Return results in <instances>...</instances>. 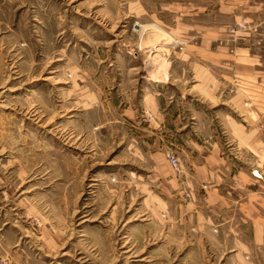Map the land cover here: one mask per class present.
<instances>
[{
    "label": "rangeland",
    "instance_id": "374dc122",
    "mask_svg": "<svg viewBox=\"0 0 264 264\" xmlns=\"http://www.w3.org/2000/svg\"><path fill=\"white\" fill-rule=\"evenodd\" d=\"M258 17L264 0H0V264H223L166 154L189 165L229 107L177 60L203 28L240 46Z\"/></svg>",
    "mask_w": 264,
    "mask_h": 264
},
{
    "label": "crops",
    "instance_id": "0c3cea01",
    "mask_svg": "<svg viewBox=\"0 0 264 264\" xmlns=\"http://www.w3.org/2000/svg\"><path fill=\"white\" fill-rule=\"evenodd\" d=\"M239 31L241 44L236 47L228 44L232 34L220 28H203L186 40L185 56L177 61L192 69V96L225 103L230 110L209 124L215 130L211 140L194 143L189 165L177 156L181 170L171 181L183 200L178 205L181 216L191 219L211 257L223 259V264H264V17ZM165 77V83L150 84L170 83L172 75ZM149 100L157 113L172 110L159 92ZM187 191L191 200L184 197Z\"/></svg>",
    "mask_w": 264,
    "mask_h": 264
},
{
    "label": "built area",
    "instance_id": "2783aa9c",
    "mask_svg": "<svg viewBox=\"0 0 264 264\" xmlns=\"http://www.w3.org/2000/svg\"><path fill=\"white\" fill-rule=\"evenodd\" d=\"M246 24H248V20H247L246 18H244V19L241 21V23H239V25H240V29H244ZM232 32H235V31L232 30ZM247 105H248V103H247ZM166 159H167L169 165H170L173 169L177 170V172H178V171H179V167H180L178 157H177L174 153H172V152H168V153L166 154ZM252 174H253L255 177H260V175L258 174V172L255 171V170L252 171ZM184 197H185L187 200H191V199H192V195H191V193H190L189 191H187V192L184 193Z\"/></svg>",
    "mask_w": 264,
    "mask_h": 264
},
{
    "label": "bare ground",
    "instance_id": "6f19581e",
    "mask_svg": "<svg viewBox=\"0 0 264 264\" xmlns=\"http://www.w3.org/2000/svg\"><path fill=\"white\" fill-rule=\"evenodd\" d=\"M155 76L154 75H152V79L154 78Z\"/></svg>",
    "mask_w": 264,
    "mask_h": 264
}]
</instances>
